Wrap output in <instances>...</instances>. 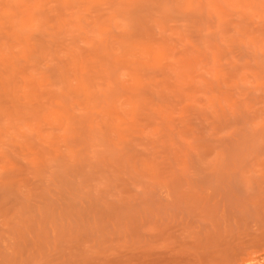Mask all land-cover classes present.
I'll return each instance as SVG.
<instances>
[{
	"label": "rangeland",
	"instance_id": "1",
	"mask_svg": "<svg viewBox=\"0 0 264 264\" xmlns=\"http://www.w3.org/2000/svg\"><path fill=\"white\" fill-rule=\"evenodd\" d=\"M0 264H264V0H0Z\"/></svg>",
	"mask_w": 264,
	"mask_h": 264
}]
</instances>
